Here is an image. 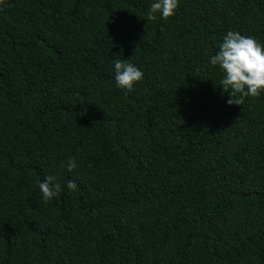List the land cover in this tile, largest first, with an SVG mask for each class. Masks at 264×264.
I'll list each match as a JSON object with an SVG mask.
<instances>
[{
  "label": "trees",
  "instance_id": "trees-1",
  "mask_svg": "<svg viewBox=\"0 0 264 264\" xmlns=\"http://www.w3.org/2000/svg\"><path fill=\"white\" fill-rule=\"evenodd\" d=\"M150 2L0 0V264H264V91L226 103L208 62L264 44V0Z\"/></svg>",
  "mask_w": 264,
  "mask_h": 264
},
{
  "label": "clouds",
  "instance_id": "clouds-1",
  "mask_svg": "<svg viewBox=\"0 0 264 264\" xmlns=\"http://www.w3.org/2000/svg\"><path fill=\"white\" fill-rule=\"evenodd\" d=\"M178 5L179 0H151L148 18L154 19L155 13H159L161 19L170 17L175 14ZM208 62L217 66L222 73L219 86L222 92H227L226 103L233 104L235 97V104L240 105L245 96H256L264 91V44L253 36L228 30ZM112 70L115 86L128 92L143 78V72L127 59H114ZM65 166L71 171L76 167V162L69 157ZM65 187L72 189L74 183L69 180ZM38 188L44 201L51 200L62 190L53 175H45Z\"/></svg>",
  "mask_w": 264,
  "mask_h": 264
}]
</instances>
